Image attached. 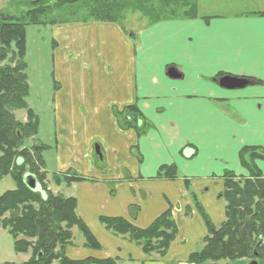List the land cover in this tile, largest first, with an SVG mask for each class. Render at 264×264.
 <instances>
[{"label":"crops","instance_id":"obj_1","mask_svg":"<svg viewBox=\"0 0 264 264\" xmlns=\"http://www.w3.org/2000/svg\"><path fill=\"white\" fill-rule=\"evenodd\" d=\"M52 31L53 71L46 86L54 146L48 143L47 149L54 152L43 153L45 166L85 177L70 187L78 215L101 245L95 249L75 240L66 256L192 264L189 255L207 235L196 202L221 225L226 172L248 176L241 149L264 147V83L232 91L217 78L229 74L264 82V16L160 20L134 36L104 21L60 23ZM171 66L181 78L167 75ZM130 105L151 123L144 135L117 124L113 107ZM256 164L264 175V161ZM164 165L175 166L178 177L158 176ZM168 209L179 231L162 257L100 221L123 217L146 228ZM23 254L28 261L30 254Z\"/></svg>","mask_w":264,"mask_h":264},{"label":"trees","instance_id":"obj_2","mask_svg":"<svg viewBox=\"0 0 264 264\" xmlns=\"http://www.w3.org/2000/svg\"><path fill=\"white\" fill-rule=\"evenodd\" d=\"M130 1L122 0L127 3ZM109 2L111 3L112 0ZM109 2L108 0H85L89 9L87 13L89 18L73 21L61 17L62 13L64 10L70 12V9L82 4L83 0H32L30 7L22 11L20 15L0 12V150L4 153L0 156V178L9 172L12 143L25 137L23 130L20 128L19 133L17 129L23 123L15 120L12 111L17 109L28 111V123L25 127L33 131L34 135L38 134L40 128L38 115L27 103L29 94L25 61L27 26H52L76 21H104L120 24L117 9L109 5ZM122 9L124 10V7ZM133 10L147 14L144 8ZM193 12L186 13V18L198 17L196 8H193ZM70 14L74 16L73 13L70 12ZM258 15L264 16V12ZM204 19L209 18L204 17ZM160 20L162 19L157 18L152 23ZM130 35L134 36V33ZM219 76L217 78H220ZM250 79L256 84L264 83L259 79ZM112 113L121 129H134L140 136L144 135L151 126L136 105L113 107ZM16 130L17 136L14 135ZM18 146L17 144L16 147ZM47 148L48 146L45 145L34 147L37 160L42 166L43 164L45 166L43 153ZM239 157L249 175L238 177L231 171L226 172L224 190L220 194L226 201V218L222 224L216 226L200 203L196 202L206 225L207 235L203 239L202 248L189 255V262L192 264H214L221 260L234 261L242 258L259 261L264 258V175L256 164L258 160L264 161V147L245 146L241 149ZM19 159H23L24 162L19 164ZM25 164L24 157H16L15 165L18 169L22 170ZM24 172L34 174L29 166ZM34 175L37 177L36 174ZM158 176L176 178L178 170L173 165H164ZM84 179L85 177L73 173L71 176H64L67 183ZM36 194H40V198ZM187 211L188 214L191 213V209ZM4 214H9V217L1 220V224L13 237L15 251L28 252L31 243L25 238H35L31 264H52L54 261H58L59 264H117L118 262L113 258L88 257L74 260L66 256L64 251L71 244L73 237L71 233L62 229L63 223L68 230L77 226L85 237L86 246L95 249L101 247L88 225L78 215L76 197L33 192L26 186L23 176L21 187L0 195V217ZM100 221L113 233L128 236L130 241L140 245L147 254L155 252L161 257L168 252L179 231L171 209L162 213L146 228L138 227L123 217L101 216ZM19 236L23 238L19 239ZM57 246H61L62 252L50 253ZM255 252L259 253L257 258Z\"/></svg>","mask_w":264,"mask_h":264},{"label":"rangeland","instance_id":"obj_3","mask_svg":"<svg viewBox=\"0 0 264 264\" xmlns=\"http://www.w3.org/2000/svg\"><path fill=\"white\" fill-rule=\"evenodd\" d=\"M30 1L32 0H1L0 12L20 15L22 11H26L30 7ZM110 4L117 9V13L120 16L118 22L122 28L128 34L133 32L134 35L144 27L154 24L152 22L157 18L162 20L186 18V13H194L193 8H196V12L198 11L197 16L207 18H210L211 16H236L242 13H249L252 15L264 12V0H131L130 3L122 2V0H112L111 3L109 2V5ZM123 7L124 10L122 9ZM134 8H144L147 10V14L134 11ZM88 10L89 9L85 0H83V3L78 7L70 9V12L73 13L74 16H71L68 10H64L61 17L72 19V21L89 18L87 14ZM52 27L53 26L51 25H29L26 28L27 52L25 61L27 63L26 73L29 83L27 103L28 106L38 115L40 128L38 130V134L34 135L33 131H29L25 127L28 123V111L25 109L12 111L15 120L23 123L18 126L17 129L19 132V129L21 128L25 137L12 143V160L8 166L9 172L0 178V195L21 187L23 176L25 174L24 171L26 167L29 166L31 172L36 174L39 178L43 189L48 195H57L69 198L74 197V190L70 187L73 182L67 183L64 180V176H71L72 173H69V175L65 172H63L64 174L55 173L56 171L54 170V166H51L50 164L48 165L47 171L44 164L43 166L39 164L34 152V147L39 145L48 146V143H50L51 146H54V142L49 139L54 132V116L53 111L50 108V96L47 94L49 84L48 87L46 86L47 82H51L50 75L53 71L54 51L52 47V40L54 38V32L52 31ZM248 87L249 86L242 89H234L232 91H242ZM16 132L17 130L14 131L15 136H17ZM17 144L19 145L18 147H16ZM47 150L44 152L46 155L47 153L54 152L53 150ZM3 155L4 153L0 150V156ZM17 156H22L26 159V164L22 167V170L18 169L15 165ZM230 169L232 168L230 167ZM36 195L40 198V194ZM22 196L24 197V194H22ZM35 206H37V204H35ZM8 217L9 214H4L0 217V264H5L6 262H12L9 264H19L25 259V254L15 251L13 237L1 224V220ZM62 227V229H65L67 233L72 234V244H75V240L76 243H78V241L83 239L84 244L86 243L85 237L77 226L68 230V227H66L63 223ZM125 237L128 239V236ZM22 238L23 236H19V239ZM25 240L31 243V246L28 248V252H26L30 254V259L28 262L26 261L23 263L31 264L35 238H25ZM203 244L204 243L202 242V246ZM202 246L199 249H197V246L196 249L200 250ZM60 247L61 246L55 247L50 253L62 252V248ZM153 253H150L151 256H154ZM239 260L243 261V264H250L251 262V260L242 258L234 261H229L228 259L221 260L214 264H238L237 262ZM259 264H264V258L259 260Z\"/></svg>","mask_w":264,"mask_h":264},{"label":"water","instance_id":"obj_4","mask_svg":"<svg viewBox=\"0 0 264 264\" xmlns=\"http://www.w3.org/2000/svg\"><path fill=\"white\" fill-rule=\"evenodd\" d=\"M167 75L171 78H181L182 73L174 66H171L167 70ZM253 81L243 77H237L232 75H225L219 79L220 86L228 89H239L244 88L247 85L252 84ZM24 162L23 159H19V164ZM24 182L26 186L33 192H39L46 195L43 191L42 184L38 178L32 173H26L24 176ZM261 243H259L260 245ZM259 253L255 252V256L258 257ZM250 264H259L257 260H253Z\"/></svg>","mask_w":264,"mask_h":264}]
</instances>
